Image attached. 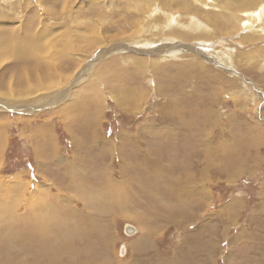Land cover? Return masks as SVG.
<instances>
[{
  "label": "rangeland",
  "instance_id": "374dc122",
  "mask_svg": "<svg viewBox=\"0 0 264 264\" xmlns=\"http://www.w3.org/2000/svg\"><path fill=\"white\" fill-rule=\"evenodd\" d=\"M41 1L0 0L57 48L0 98L70 92L0 109V264H264V0Z\"/></svg>",
  "mask_w": 264,
  "mask_h": 264
},
{
  "label": "bare ground",
  "instance_id": "6f19581e",
  "mask_svg": "<svg viewBox=\"0 0 264 264\" xmlns=\"http://www.w3.org/2000/svg\"><path fill=\"white\" fill-rule=\"evenodd\" d=\"M148 1H150V0H148ZM231 1L237 2L240 5L241 8L246 9V8H254V7H256L262 0H229V2H231ZM53 2H54V4H58L57 0H43L40 3L41 4L47 3V4L51 5V4H53ZM170 2H171V0H170ZM53 13H55V12H53ZM216 13L219 14L218 18L220 16H223V14H224V12H222V11H219V12H216ZM29 15H30V12L29 13L27 12L25 14V17L20 22L21 25L27 26V28H28L27 32L23 29V27L21 25H20L19 29H17V28L15 30L13 29L14 31L10 32V34H9V32H7V30L5 28H3L4 30L2 29L0 31V60H4V59H7V58H11V59L27 58V57H29V55L37 54V53H45V55H46V52H47L48 55H51V52H53L54 50L55 51L57 50V48H54V49L51 50V48H49L44 43L45 40L47 42L48 41L51 42L50 33L43 32L42 27L36 28L37 25L30 28V26H31L30 24L32 23L33 18L32 17L28 18ZM249 17H250V15H249ZM255 17H257V16H255ZM207 18H211L212 19V18H215V17L208 16ZM5 20H6V23L11 22L10 21L11 18H10V20L8 18H5ZM1 22L2 21H0V23ZM11 23H9L10 28L14 27V26H12L13 24H11ZM213 23H214V21H213ZM211 24H210V26H213V24L212 25ZM9 35H11V36H9ZM45 58H47V56ZM20 95H24V94H20ZM172 122L174 124L177 123L175 120H172Z\"/></svg>",
  "mask_w": 264,
  "mask_h": 264
},
{
  "label": "water",
  "instance_id": "95a60500",
  "mask_svg": "<svg viewBox=\"0 0 264 264\" xmlns=\"http://www.w3.org/2000/svg\"><path fill=\"white\" fill-rule=\"evenodd\" d=\"M83 73L80 72L76 78H73L72 83L75 81L76 83L81 81ZM70 87L61 88L56 90L54 94L45 93L42 97H38L36 100L31 101H18L17 103H13L11 101L6 100L5 98H0V109H9L10 111L15 112H23L26 114L37 113L41 110L50 109L58 104H60L63 100L69 97ZM135 231V227L133 225H125L124 226V234L130 235ZM121 255L125 253L124 245L120 246L119 251Z\"/></svg>",
  "mask_w": 264,
  "mask_h": 264
},
{
  "label": "crops",
  "instance_id": "0c3cea01",
  "mask_svg": "<svg viewBox=\"0 0 264 264\" xmlns=\"http://www.w3.org/2000/svg\"><path fill=\"white\" fill-rule=\"evenodd\" d=\"M90 176H91V175H89V182L92 181V178H91ZM84 182L87 183L82 177H76V178H75V184L83 185ZM81 198H82V196H81ZM156 212H157V211H156ZM156 222L159 223V216H157V215H156ZM148 232H149V229L147 228V229L145 230L144 233L148 234ZM80 245H81V244H80ZM130 249H131V244H130V245H127V250H130ZM125 250H126V248H125ZM141 256H142V253L136 252V254H135V258H133V259L138 260V259H140ZM140 260H144V259H140ZM79 261H80V260H79ZM144 261H145V260H144ZM80 263H82V264H88V263H84V262H80ZM89 264H90V263H89ZM121 264H130V261H128V259H125V261H124L123 263H121ZM153 264H154V263H153Z\"/></svg>",
  "mask_w": 264,
  "mask_h": 264
},
{
  "label": "trees",
  "instance_id": "16d2710c",
  "mask_svg": "<svg viewBox=\"0 0 264 264\" xmlns=\"http://www.w3.org/2000/svg\"><path fill=\"white\" fill-rule=\"evenodd\" d=\"M14 153V152H13Z\"/></svg>",
  "mask_w": 264,
  "mask_h": 264
}]
</instances>
